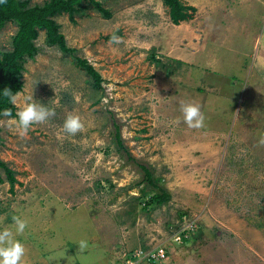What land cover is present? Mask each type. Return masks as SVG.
<instances>
[{"label":"rangeland","instance_id":"obj_1","mask_svg":"<svg viewBox=\"0 0 264 264\" xmlns=\"http://www.w3.org/2000/svg\"><path fill=\"white\" fill-rule=\"evenodd\" d=\"M96 1L110 16L84 2L54 19L100 87L44 30L23 63L16 111L32 97L55 116L24 139L0 118V160L16 179L0 169V228L27 221L24 264H124L158 247L167 258L142 264H264V0H182L195 10L177 24L162 0ZM16 29L0 24V55ZM227 59L239 83L225 79ZM182 101L199 105L202 128L183 122ZM69 114L83 132L63 131Z\"/></svg>","mask_w":264,"mask_h":264},{"label":"trees","instance_id":"obj_2","mask_svg":"<svg viewBox=\"0 0 264 264\" xmlns=\"http://www.w3.org/2000/svg\"><path fill=\"white\" fill-rule=\"evenodd\" d=\"M162 1L168 8L169 18L175 24L191 18L195 10L194 7L185 5L182 0ZM84 2L92 4L105 17L110 16V12L96 0H47L41 4H31L29 0H7L6 4H0V24L11 22L17 27L15 34L12 36L11 48L0 55V92L6 87L14 93L22 89L23 63L26 58H32L37 53L38 47L35 40L40 30L45 31L47 44L57 45L61 51L72 54L76 64L92 78L93 87H100L101 75L85 59L74 55L75 50L66 45L63 34L59 32V25L54 19L61 13H67L70 20H73V15L85 8L86 4ZM111 36H108V38L110 39ZM5 108H10L13 115H15L16 107L10 104L7 98L0 95V111ZM118 144H121L120 140H118ZM0 169L5 172L6 180L13 186L16 180L13 172L1 160ZM145 172L148 176L150 175L147 167ZM2 180L0 172V182ZM167 198L166 193L162 191L155 193L151 199L161 204Z\"/></svg>","mask_w":264,"mask_h":264},{"label":"clouds","instance_id":"obj_3","mask_svg":"<svg viewBox=\"0 0 264 264\" xmlns=\"http://www.w3.org/2000/svg\"><path fill=\"white\" fill-rule=\"evenodd\" d=\"M7 0H0V4H6ZM123 43L122 37L113 34L110 37L109 44L120 45ZM0 95L8 99V102L13 106H17L19 92H13L9 88H4ZM180 112L182 120L190 129H200L204 126L205 117L201 112L198 104L191 102H181ZM0 116L8 118L7 124L10 130L24 139L33 125H41L46 123L50 118L55 116L54 109L46 107L44 104L38 103L29 97L20 106L15 115L10 108H5L0 111ZM4 121L0 120V124ZM63 131L71 136L84 131V123L79 115L69 114L63 123ZM258 147H264V133H261L257 141ZM27 227V221L18 215L12 216V223L9 226L0 228V264H24L26 256V248L24 244L17 239L22 236ZM192 226H189V230ZM178 239H181V234H178ZM78 247L81 252L87 249L88 243L85 240L78 242Z\"/></svg>","mask_w":264,"mask_h":264},{"label":"crops","instance_id":"obj_4","mask_svg":"<svg viewBox=\"0 0 264 264\" xmlns=\"http://www.w3.org/2000/svg\"><path fill=\"white\" fill-rule=\"evenodd\" d=\"M256 15H257L256 13H252V14L249 13V15H247L249 18H250V17H254V18L250 19L252 25H253V22L257 20V18H255ZM247 16H246V17H247ZM252 29H254V28H251V30H252ZM248 34H250V32H249ZM253 37H254V39H255V34L253 35ZM263 37H264V36H263ZM254 41H255V40H254ZM238 48H239V47H238ZM238 48H237V49H238ZM229 55H230V54L226 52V57L229 56ZM227 60H228V59H227ZM227 60H226V61H227ZM240 60H241L242 64H247V62H246L245 59H240ZM227 62L229 63V65L227 64V66H228V67L226 68L227 72H226L225 75H224V76H225V79H226L227 81H228V79H231V81H232V80H233V81L236 80V81L239 83V77H237L236 79L234 78L238 72L236 73V72L234 71V69H233V68H234V67H233V65H234V64H233V63H234L233 60H228ZM230 62H233V63H230ZM239 64H241V63H239V60H238V62L236 63V65H237L236 70L239 69ZM216 76H217V74H216ZM237 79H238V80H237ZM228 82H229V81H228ZM228 82H227V83H228ZM213 86H214L215 88L217 87L216 84H214ZM224 86H225V87H224ZM221 88H222V91H227L228 94L226 95V97L231 98V101H232L233 103H234L235 101H238V102H239L238 99L234 101L235 97H237V96L235 95V91H234V89H237L236 87L232 88V87H230V85H223V87H221ZM237 90H238V89H237ZM230 91H233V92L231 93ZM222 102H224L227 106L229 105V103H228L227 101H225V100H222ZM232 102H231V103H232ZM231 103H230V104H231ZM235 103H236V102H235Z\"/></svg>","mask_w":264,"mask_h":264},{"label":"built area","instance_id":"obj_5","mask_svg":"<svg viewBox=\"0 0 264 264\" xmlns=\"http://www.w3.org/2000/svg\"><path fill=\"white\" fill-rule=\"evenodd\" d=\"M178 238V237H177ZM142 251H129L128 253L125 254L124 257V264H142V262L145 260L144 256L146 258H149L153 262L158 261V260H165L167 258V254L165 248L163 247H158L153 249V254L152 257L149 255H146L144 253V256L141 254Z\"/></svg>","mask_w":264,"mask_h":264}]
</instances>
